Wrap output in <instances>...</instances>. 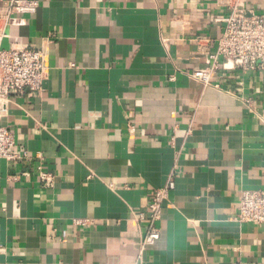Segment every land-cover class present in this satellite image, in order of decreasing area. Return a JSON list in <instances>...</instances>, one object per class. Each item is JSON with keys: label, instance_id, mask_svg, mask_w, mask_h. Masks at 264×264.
<instances>
[{"label": "crops", "instance_id": "1", "mask_svg": "<svg viewBox=\"0 0 264 264\" xmlns=\"http://www.w3.org/2000/svg\"><path fill=\"white\" fill-rule=\"evenodd\" d=\"M1 49H43L39 93L10 97L0 125L28 159H0V264H264V225L238 223L264 189V72L207 66L215 0H33ZM9 0H0V8ZM264 11V0H245ZM250 100V109L243 104ZM54 174L42 188L37 167ZM173 172L159 238L139 259L150 193Z\"/></svg>", "mask_w": 264, "mask_h": 264}, {"label": "built area", "instance_id": "2", "mask_svg": "<svg viewBox=\"0 0 264 264\" xmlns=\"http://www.w3.org/2000/svg\"><path fill=\"white\" fill-rule=\"evenodd\" d=\"M224 15L215 19L221 26L220 36L213 50L208 39H191L198 54L206 59L207 66L193 70L188 77L204 87L219 89L212 83L214 75L220 71H240L243 74L264 72V11L256 13L248 9L245 0H215ZM38 3L33 0H9L0 8V42L6 37V30L14 16L33 14ZM46 71L44 50L27 46L0 48V121L5 117L10 97H18L25 90L39 93ZM250 109V100H243ZM12 132L0 125V159L8 162L29 158L26 152H16ZM37 177L42 188H51L55 175L37 167ZM174 189V175L170 172L164 184L154 189L146 205L147 227L138 245L139 259L147 247L159 238L157 223L161 219L163 204ZM236 221L254 226L264 225V189L243 190L238 199Z\"/></svg>", "mask_w": 264, "mask_h": 264}]
</instances>
